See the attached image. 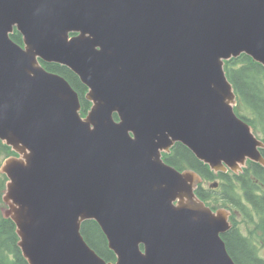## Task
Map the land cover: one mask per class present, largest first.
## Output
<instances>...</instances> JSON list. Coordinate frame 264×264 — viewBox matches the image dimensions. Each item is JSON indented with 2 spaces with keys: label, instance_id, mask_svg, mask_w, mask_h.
Returning a JSON list of instances; mask_svg holds the SVG:
<instances>
[{
  "label": "water",
  "instance_id": "1",
  "mask_svg": "<svg viewBox=\"0 0 264 264\" xmlns=\"http://www.w3.org/2000/svg\"><path fill=\"white\" fill-rule=\"evenodd\" d=\"M242 54L264 67V0H0V141L15 154L1 213L28 264H235L229 211L162 153L180 143L215 173L264 166L224 72ZM40 61L87 88L84 117ZM88 220L114 263L85 242Z\"/></svg>",
  "mask_w": 264,
  "mask_h": 264
},
{
  "label": "trees",
  "instance_id": "2",
  "mask_svg": "<svg viewBox=\"0 0 264 264\" xmlns=\"http://www.w3.org/2000/svg\"><path fill=\"white\" fill-rule=\"evenodd\" d=\"M11 39L22 45L21 35L14 31ZM46 71L62 76L77 93L80 101V115L85 116L90 103L85 99L87 88L79 78L67 67L55 63L40 61ZM224 72L232 85L237 99L235 113L247 122L253 131L263 135L264 142V67L254 62L250 57L242 54L224 62ZM117 120V116H113ZM11 149L0 141V166L2 161L13 155ZM264 156V151L262 152ZM163 160L177 170L191 169L211 176L207 166L196 159L193 153L180 143H175L169 153H164ZM243 177L236 180V186L226 187L224 196L229 198L221 205L237 208L242 212L245 223L253 222V227H264V193L261 184L264 177V168L252 162L247 163L243 170ZM226 177V176H225ZM7 178L0 172V264H28L18 247V236L15 225L11 219L4 218L1 208L4 207L2 195L5 190ZM228 185V179L225 181ZM261 194V195H260ZM231 202L232 204H230ZM247 207H251L247 209ZM234 231V229H233ZM224 236L226 248L235 264H264L253 255V246L245 237H239L234 232ZM262 231V230H261ZM81 235L88 246L106 262H115V256L108 249L107 241L98 224L93 220L81 224Z\"/></svg>",
  "mask_w": 264,
  "mask_h": 264
},
{
  "label": "flooded vegetation",
  "instance_id": "3",
  "mask_svg": "<svg viewBox=\"0 0 264 264\" xmlns=\"http://www.w3.org/2000/svg\"><path fill=\"white\" fill-rule=\"evenodd\" d=\"M263 151H264V149L262 150V152ZM262 156H263V154H262ZM263 158H264V156H263ZM261 167L264 168L263 166H261ZM207 168L211 172L210 177H207V175H205V174L202 175V173L197 172V174H199V176L201 177V181L197 185V188L195 190V194L212 211H217L218 209H225V210L229 211V215L227 218L229 228L220 234L222 240L224 241V239H223L224 236H226L227 233L232 232L234 229L233 232L236 233V235H238L239 237H245L246 239H248V243L250 242L253 245V246H251L253 249V251H252L253 255L256 256L257 259L264 262V243H263L262 247L257 245V243L250 236L246 235L241 230L240 226L242 225V223H239V222L241 220H242V222H244L243 218H242L243 217L242 212L240 210H238L237 208L231 209L230 207H227V206L224 207L221 205L224 201H227L229 199L226 196H224L223 190L226 191V189H228L226 187L230 188L232 185L236 186V180H238V178H240V177H243L242 173H243V170L245 168L242 171H239L238 173H235L231 170H227L226 172L218 171L215 173V172L211 171L208 166H207ZM178 171H182V170H178ZM227 179H228V183H229L228 185H226V182H225ZM262 182H263L261 184L262 190L259 191V193H261V194L264 193V177L262 179ZM229 203L232 204L231 202H229ZM246 208L250 209L251 207L246 206ZM238 217H240V220H237ZM245 224L246 223L244 222V225ZM261 235H262V238L264 239V227H262ZM224 243H225V241H224ZM226 250H227V248H226ZM227 252H228V250H227ZM228 254H229V252H228Z\"/></svg>",
  "mask_w": 264,
  "mask_h": 264
},
{
  "label": "rangeland",
  "instance_id": "4",
  "mask_svg": "<svg viewBox=\"0 0 264 264\" xmlns=\"http://www.w3.org/2000/svg\"><path fill=\"white\" fill-rule=\"evenodd\" d=\"M253 130V129H252ZM255 137L259 140H262L263 138V135L260 134V133H257L255 131H253ZM237 220H240V217H238ZM239 223H242V225L240 226L241 227V230L248 236H250L256 243L257 245L259 246H263V243H264V239L262 238V235H261V228L260 227H253L255 226V224L253 222L251 223H246L244 225V222H242V220L239 222Z\"/></svg>",
  "mask_w": 264,
  "mask_h": 264
}]
</instances>
